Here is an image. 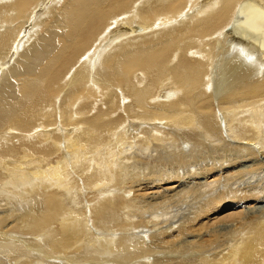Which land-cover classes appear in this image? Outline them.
Returning a JSON list of instances; mask_svg holds the SVG:
<instances>
[{"label":"bare ground","instance_id":"obj_1","mask_svg":"<svg viewBox=\"0 0 264 264\" xmlns=\"http://www.w3.org/2000/svg\"><path fill=\"white\" fill-rule=\"evenodd\" d=\"M259 204L264 0H0V264H264Z\"/></svg>","mask_w":264,"mask_h":264},{"label":"rangeland","instance_id":"obj_2","mask_svg":"<svg viewBox=\"0 0 264 264\" xmlns=\"http://www.w3.org/2000/svg\"><path fill=\"white\" fill-rule=\"evenodd\" d=\"M245 164H246V167H247V166H250L252 163L251 162H246ZM261 205H264V204H259V206H261ZM150 244H151V242L147 243V245H150ZM148 261L152 263L151 260H146V259L141 260L140 263H143V262L148 263Z\"/></svg>","mask_w":264,"mask_h":264}]
</instances>
